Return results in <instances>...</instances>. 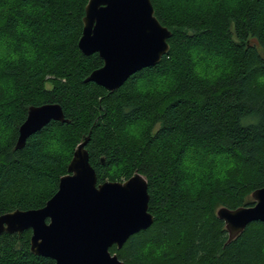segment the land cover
I'll return each mask as SVG.
<instances>
[{
    "label": "trees",
    "instance_id": "obj_1",
    "mask_svg": "<svg viewBox=\"0 0 264 264\" xmlns=\"http://www.w3.org/2000/svg\"><path fill=\"white\" fill-rule=\"evenodd\" d=\"M151 1L170 49L109 92L85 82L104 65L78 46L89 0H0V216L44 207L90 135L99 183L148 182L154 223L110 249L125 264H264V223L227 243L217 216L264 187V0ZM48 103L69 123L16 149L29 108ZM31 236L1 235L0 264H55Z\"/></svg>",
    "mask_w": 264,
    "mask_h": 264
},
{
    "label": "water",
    "instance_id": "obj_2",
    "mask_svg": "<svg viewBox=\"0 0 264 264\" xmlns=\"http://www.w3.org/2000/svg\"><path fill=\"white\" fill-rule=\"evenodd\" d=\"M171 31L155 16L151 0H89L79 49L99 54L104 65L85 82L115 92L135 73L160 63L168 53ZM52 121L69 123L61 105L32 106L19 129L16 149ZM90 135L74 151L58 191L37 210H16L0 216V236L31 230V253L55 264H125L110 249H122L135 234L154 223L149 212L148 182L135 173L123 182H98L90 163ZM104 160H102L103 162ZM255 204L221 207L230 243L254 222L264 223V187L252 194Z\"/></svg>",
    "mask_w": 264,
    "mask_h": 264
},
{
    "label": "rangeland",
    "instance_id": "obj_3",
    "mask_svg": "<svg viewBox=\"0 0 264 264\" xmlns=\"http://www.w3.org/2000/svg\"><path fill=\"white\" fill-rule=\"evenodd\" d=\"M205 4H206V2H203V1H202V4H201V5L203 6V5H205ZM210 59H213V56H212V55H208V61H209ZM76 148H77V147H76ZM197 152H199V151H197ZM194 155H195V154H193V156H194ZM192 181H193V180L190 181V184H188L187 187H188L189 189H192L193 192H195V189H197V191H199V190H201V189L203 188L200 184H198V183L195 184V183H193ZM197 191H196V192H197ZM219 209H220V208H219Z\"/></svg>",
    "mask_w": 264,
    "mask_h": 264
},
{
    "label": "clouds",
    "instance_id": "obj_4",
    "mask_svg": "<svg viewBox=\"0 0 264 264\" xmlns=\"http://www.w3.org/2000/svg\"><path fill=\"white\" fill-rule=\"evenodd\" d=\"M3 55H4L3 46L0 45V58H2ZM18 59H19V57H17V56H13V57H12V62H15V61L18 60ZM261 83H264V78H261Z\"/></svg>",
    "mask_w": 264,
    "mask_h": 264
}]
</instances>
